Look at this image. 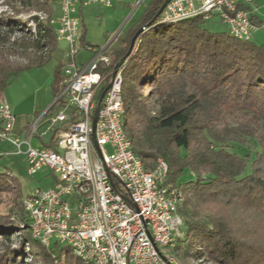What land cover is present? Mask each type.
Instances as JSON below:
<instances>
[{"label": "trees", "instance_id": "obj_1", "mask_svg": "<svg viewBox=\"0 0 264 264\" xmlns=\"http://www.w3.org/2000/svg\"><path fill=\"white\" fill-rule=\"evenodd\" d=\"M7 1L17 12L37 9L50 17L60 15V0ZM164 1H150L122 39V46L113 52L111 70L126 55L135 33L157 16ZM246 8L253 23L263 27L264 20L253 13L251 6ZM7 17L0 15V23L25 30L26 24L20 27L19 20L10 17L8 21ZM31 17L43 30L36 42L46 37L45 44L55 49L56 24H44L38 15ZM206 21L197 16L160 23L157 17L139 36L138 48L123 64L124 121L135 152L143 160L164 159L168 165L166 184L191 191L178 209L184 236L195 241L202 253L223 264H264V43L212 31L205 27ZM64 65L59 64L52 83L56 98L62 90ZM29 66L0 59V90ZM148 83L158 95L155 115L140 92L141 85ZM60 102L58 98L49 110ZM233 110L251 112L254 125L237 128L220 124L225 113ZM131 111L143 125L141 135L127 122ZM246 135L255 138L260 147L249 173L246 170L252 153L242 156L229 149L232 142L247 144ZM190 170L196 177L182 181ZM5 196L7 204L0 206V243L4 242L0 264H25L27 247L30 251L38 249L54 263L86 264L68 245L57 242L47 247L32 236L21 183L0 162V200ZM17 231H23V236L20 246L13 248L11 235Z\"/></svg>", "mask_w": 264, "mask_h": 264}, {"label": "built area", "instance_id": "obj_2", "mask_svg": "<svg viewBox=\"0 0 264 264\" xmlns=\"http://www.w3.org/2000/svg\"><path fill=\"white\" fill-rule=\"evenodd\" d=\"M126 1L135 7L143 2L60 0L56 33L59 40L67 42L68 50L58 111L18 127L10 102L0 91V144L7 141L18 148L17 153L25 152L31 175L44 168L54 173L51 186L36 189L22 200L31 220L32 236L43 245L49 247L55 237L86 264H179L173 248L184 236L178 209L185 193L166 184L168 165L164 159L158 158L148 167L135 152L124 121V65L116 72L115 68L111 70L114 58L108 48L82 39L79 4L112 6ZM252 2L171 0L159 22L218 16L231 35L250 39L258 29L246 8L253 9ZM83 51L92 53L84 62L78 58ZM99 102L95 143L93 118ZM49 135L50 142L46 143ZM34 139L38 145L33 144ZM71 198L77 204L76 213Z\"/></svg>", "mask_w": 264, "mask_h": 264}, {"label": "rangeland", "instance_id": "obj_3", "mask_svg": "<svg viewBox=\"0 0 264 264\" xmlns=\"http://www.w3.org/2000/svg\"><path fill=\"white\" fill-rule=\"evenodd\" d=\"M151 0H143L138 6H132L128 1L119 3L115 7H91V15H93L99 22L107 25V31L113 29H120L117 36V41L113 42L108 48L109 53L114 56V51L122 46V39L126 38L130 32L132 26L138 22L143 13L145 12L148 4ZM252 6L262 20H264V0H253ZM7 14L13 21L19 20V25L26 24L25 30L12 29L5 24L0 23V59H7L13 64H26L31 66L23 69L15 78L8 83L2 90L5 97L10 102L12 110L18 118V127L29 126L33 124L41 115H45L48 118L51 115L56 114L58 106L49 110L54 103L56 97L53 91V80L55 72L60 63H65V53L68 50V44L65 40L58 39L55 49H52L50 44H45L46 37H43L42 41L38 44L36 39L40 32L36 24V21L31 17L32 15H38L41 22L46 24H56V16L50 17L44 10L31 9L28 11L17 12L7 0H0V15ZM7 17L6 20H10ZM18 24V23H17ZM205 27L215 32H228L227 25L220 20L218 16L213 17L205 22ZM253 40L264 43V26L258 27L253 33ZM138 44V43H137ZM136 44V46H137ZM138 48V46H137ZM49 57V58H48ZM48 58V59H47ZM47 59L43 63H39L42 60ZM153 85L148 83L141 85L140 92L143 100L147 103L148 108L151 110V114L155 115L159 109L158 95L153 91ZM1 91V90H0ZM127 122L133 125L137 130L136 133L141 135L143 125L133 111L127 113ZM220 124H227L234 127L250 126L254 125L253 114L245 110H233L227 111L220 121ZM128 129V127H127ZM43 128L40 129L42 131ZM248 143L241 144L238 142L230 143L229 149L242 156L252 153L248 158V165L246 173H249L251 169V162L256 156V153L260 151V147L255 138L247 136ZM46 143L50 142V135L45 137ZM34 145H38L37 140H33ZM135 142V146H136ZM108 150L112 151L110 145L107 146ZM150 150L147 146L144 147ZM26 147H23L25 151ZM18 148L10 142H2L0 144V162L3 169L10 170L12 176L19 179L22 190L26 195L32 193L36 189L47 188L52 185L54 180V173L44 168L40 172L31 175L27 169V154L17 153ZM146 166L151 167L156 161H152L149 158L144 159ZM195 171L190 170V174H186L182 177V181H186L190 178H195ZM185 199L191 196V191L185 189ZM24 198V196H23ZM22 198V200H23ZM72 208L76 213L77 204L74 203L73 198L70 199ZM7 204V196L0 200V206ZM206 214V213H205ZM184 229V228H183ZM31 232V229H29ZM264 235V229L262 230ZM12 246L18 248L20 241L22 240L23 231H17L12 233ZM57 239L54 237L51 240V245L54 246L57 243ZM4 242L2 241V244ZM0 243V246H2ZM9 244V243H6ZM65 246L67 244H61ZM43 245V244H42ZM27 249V254L24 258L25 264H58L50 259L45 258L38 249L34 251ZM199 249L197 243L189 241L186 236L178 240V244L173 248V254L179 264H223L220 261L213 260ZM59 264H61L59 262ZM63 264V263H62Z\"/></svg>", "mask_w": 264, "mask_h": 264}, {"label": "crops", "instance_id": "obj_4", "mask_svg": "<svg viewBox=\"0 0 264 264\" xmlns=\"http://www.w3.org/2000/svg\"><path fill=\"white\" fill-rule=\"evenodd\" d=\"M119 3L123 2H114L112 6H105L101 3H94L86 6H82L81 4H79L78 10L79 15L82 19V39L85 43L92 44L95 46H106L107 48H109L113 42L117 41V36L119 34L120 29H113L112 31H107V25L105 23L99 22V20H97L93 15H91V7H115ZM253 13L256 14L254 8ZM227 29L229 32L228 25ZM91 55V52L83 51L81 54H79L78 58L79 60L84 62L88 60Z\"/></svg>", "mask_w": 264, "mask_h": 264}, {"label": "water", "instance_id": "obj_5", "mask_svg": "<svg viewBox=\"0 0 264 264\" xmlns=\"http://www.w3.org/2000/svg\"><path fill=\"white\" fill-rule=\"evenodd\" d=\"M171 0H165L164 3L162 4L161 8L159 9V12L157 14V16L148 24H145L144 26H142L136 33L135 35L133 36L132 38V41H131V44H130V47H129V50L127 51L126 55L124 57H122L119 62L117 63V65L115 66V72L117 71V69L122 66L125 61L127 60V58L131 55V53L133 52V49L136 45V41L137 39L139 38V36L145 32L146 30H148L150 28V26L152 25V23L156 20V18H160L162 12L164 11V9L166 8L167 4L170 2ZM114 72V73H115ZM111 86V83L109 84V87ZM107 89L104 90V92L102 93L101 95V99L104 97L105 93H106ZM58 99V97L55 99V101ZM100 99V101H101ZM54 101V103H55ZM53 103V104H54ZM52 104V105H53ZM99 109H100V102L96 108V111H95V114H94V118H93V140L94 142L96 143V139H95V126H96V122H97V119H98V113H99Z\"/></svg>", "mask_w": 264, "mask_h": 264}]
</instances>
